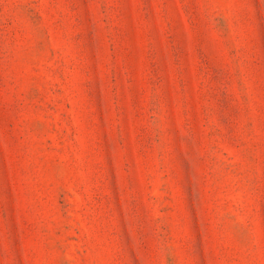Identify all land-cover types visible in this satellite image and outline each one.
Listing matches in <instances>:
<instances>
[{
	"label": "rangeland",
	"instance_id": "obj_1",
	"mask_svg": "<svg viewBox=\"0 0 264 264\" xmlns=\"http://www.w3.org/2000/svg\"><path fill=\"white\" fill-rule=\"evenodd\" d=\"M0 264H264V0H0Z\"/></svg>",
	"mask_w": 264,
	"mask_h": 264
}]
</instances>
